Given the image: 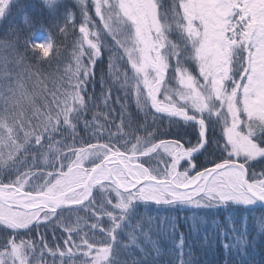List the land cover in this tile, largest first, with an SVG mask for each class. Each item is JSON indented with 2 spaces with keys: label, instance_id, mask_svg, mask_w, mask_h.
Returning a JSON list of instances; mask_svg holds the SVG:
<instances>
[{
  "label": "snow or ice",
  "instance_id": "1",
  "mask_svg": "<svg viewBox=\"0 0 264 264\" xmlns=\"http://www.w3.org/2000/svg\"><path fill=\"white\" fill-rule=\"evenodd\" d=\"M6 21L15 39L0 48L15 58H0V264H156L159 232L140 212L149 203L223 209L225 238L237 234L224 247L248 264L254 229L241 213L264 210V0H0ZM37 23L41 32L23 37ZM44 25L76 35L62 75L29 63L60 54ZM105 52L118 90L167 117L176 137L192 129L194 142L138 135L123 116L115 132L108 113L106 123L86 118ZM81 123L95 143L77 145ZM205 153L215 159L198 170ZM49 228L61 231L52 243ZM176 248L179 264H191L183 235Z\"/></svg>",
  "mask_w": 264,
  "mask_h": 264
},
{
  "label": "trees",
  "instance_id": "2",
  "mask_svg": "<svg viewBox=\"0 0 264 264\" xmlns=\"http://www.w3.org/2000/svg\"><path fill=\"white\" fill-rule=\"evenodd\" d=\"M30 2V0H25ZM70 6L75 5L74 2H69ZM73 10L77 12L78 9L73 7ZM94 15L93 13H91ZM13 17L15 23L20 24L21 17L17 11L14 10ZM98 19V18H97ZM78 27L75 32L78 33ZM41 24H35L30 30L27 28L22 33L23 37L27 38L33 33L41 32ZM51 34L55 40L56 46L59 48V55L51 59V63L36 64L35 60L30 59L29 63L34 65V69H39L43 75H62L64 68L71 61L72 43L76 39V35H73V30L69 29L67 35H62L55 28L49 29L48 25H44L42 32ZM15 37L12 36L9 31V22L6 21L3 25H0V43L14 41ZM53 53H50V57ZM0 58H7L9 61L14 60V53L11 49L0 48ZM108 54L105 52L102 57L98 59L95 66V84H89L88 94L93 97L88 104V112L86 118L91 121L93 115L96 114L100 117V123H106L104 120V114L108 113V121L106 127L112 131H116V124L120 123V119L123 116L125 123L131 122L132 128H140L141 131L138 135H145V129L152 131L159 129L160 133H169L168 135H161L162 139H175L181 138L182 143H186L189 139L194 142V132L192 129H188V134L181 137L174 135L176 129L170 128L169 119L160 114H155L152 110H139L137 108L134 97H125L123 91L118 90V85H114L111 78L108 76ZM86 62V60H85ZM9 68L19 71L15 68V65L9 63ZM101 77L104 78L105 83L103 89L111 87V99L108 100L107 105L104 103V96L102 94ZM51 86V85H49ZM219 133V129L216 133L210 131V135L215 136ZM59 139V137H58ZM88 141L95 143V138L91 137V133L85 132L83 129V123L80 125L79 136L77 137V145L79 146L83 142ZM215 156L205 153L199 155L196 161L198 170H202L200 165H206L211 167V160H214ZM259 208V206H254ZM264 210H258L253 213L243 212L241 213V219L248 220L252 229L248 236L251 242L248 248V255L245 259L248 260V264H264V234L259 232L258 220ZM141 214L145 217V220L151 218L152 228L154 231H158L159 234L154 237L159 241V256L156 258V264H179V251L176 245L180 242V236L184 237V260L190 261L191 264H240L241 256L236 254L235 249H226L224 244L234 242L236 233L229 232L227 239L225 238L223 229L225 227V221H228V226L232 227L229 214L223 209H196L193 207L177 206L168 208L166 206H157L153 203L141 206ZM67 215V213L65 214ZM80 216H84L83 212L79 213ZM76 219V215L73 214ZM159 224L160 229H157ZM175 225L173 231L172 225ZM217 225H220L217 228ZM239 227L242 228V225ZM44 232V229L40 230ZM61 236V231H56L53 234L51 228L47 230V238L49 243H52L56 237ZM23 239H39L38 233H28L22 237ZM156 256V253H153ZM47 264H52L51 258L46 257ZM59 264V262H57ZM76 264H80L77 260Z\"/></svg>",
  "mask_w": 264,
  "mask_h": 264
},
{
  "label": "rangeland",
  "instance_id": "3",
  "mask_svg": "<svg viewBox=\"0 0 264 264\" xmlns=\"http://www.w3.org/2000/svg\"><path fill=\"white\" fill-rule=\"evenodd\" d=\"M69 2H74V3H75L76 0H69ZM86 166H87V165H86ZM193 174H195V173L193 172ZM153 204H154V203H153ZM186 207H188V206H186ZM72 220L75 221V216H72Z\"/></svg>",
  "mask_w": 264,
  "mask_h": 264
}]
</instances>
